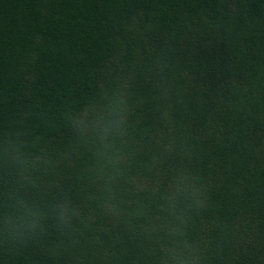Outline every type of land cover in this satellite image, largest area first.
<instances>
[{
  "label": "trees",
  "instance_id": "1",
  "mask_svg": "<svg viewBox=\"0 0 264 264\" xmlns=\"http://www.w3.org/2000/svg\"><path fill=\"white\" fill-rule=\"evenodd\" d=\"M0 264H264V0H0Z\"/></svg>",
  "mask_w": 264,
  "mask_h": 264
}]
</instances>
